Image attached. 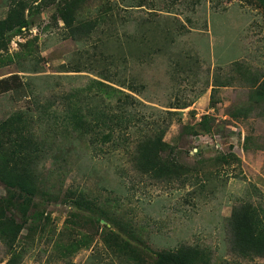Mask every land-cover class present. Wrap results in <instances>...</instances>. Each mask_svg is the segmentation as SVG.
<instances>
[{"label": "rangeland", "instance_id": "374dc122", "mask_svg": "<svg viewBox=\"0 0 264 264\" xmlns=\"http://www.w3.org/2000/svg\"><path fill=\"white\" fill-rule=\"evenodd\" d=\"M71 1L77 20L97 24L79 40L60 18ZM258 2L0 0L13 57L0 67V120L22 112L43 149L38 193L16 215L17 264H155L183 244L199 247L195 264H264L232 251L228 225L234 206H264V101L250 97L252 77L264 76ZM91 78L125 92L82 95L83 108L114 117L109 139V128L81 137L67 125L71 93ZM160 128L174 169L154 177L136 146ZM69 191H82L91 210L68 203ZM84 234L87 245L63 251ZM10 253L0 239V264Z\"/></svg>", "mask_w": 264, "mask_h": 264}, {"label": "trees", "instance_id": "16d2710c", "mask_svg": "<svg viewBox=\"0 0 264 264\" xmlns=\"http://www.w3.org/2000/svg\"><path fill=\"white\" fill-rule=\"evenodd\" d=\"M258 5L264 7V0H259ZM73 6V1L62 5L60 18L69 36L79 40L89 35L97 24L77 20L73 13ZM11 13L14 14V17H19V14L12 11ZM13 16L9 17L13 18ZM24 23L23 20H18L19 26ZM10 27L6 20L0 21V67L13 62V57L6 51V31ZM251 84V100L254 102L264 101V76L252 77ZM5 89V82L0 79V93ZM93 89H95L93 93L95 97L115 95L117 99H120V95H125L122 89L110 86L101 79L91 78L87 86L71 93L73 102L66 116L67 125L81 137L89 136L96 131L102 134L105 132V128H109V131L105 132L108 135L106 139H109L111 138V125L116 123L114 117H109L108 121L107 118H103V111L99 112L96 108L82 107V95L87 90L90 92ZM122 122L123 120H120L119 127ZM163 134L164 128H160L155 134L145 136L137 141L135 161L144 171L152 172L154 177L159 176L164 168L174 169L169 162L163 161L161 157L163 151L161 147H164L162 144ZM42 150L40 142L37 141L35 133L31 129L30 122L22 112H14L7 118L0 120V180L8 187L7 194L0 195V239L11 252L7 264H17L21 257V254L16 252L13 246L24 220L18 222L16 215L20 214V217H23L32 199L38 193L39 177L35 167L38 159L43 155ZM64 198H67L68 203H72L75 207L83 210L89 211L94 205L93 201L86 198L82 191H69L64 195ZM69 221L74 223L72 220ZM228 225L232 251L240 255L250 253L264 255V206L248 201L234 206L228 218ZM84 236L86 237L85 234ZM87 243L88 237L82 239L81 243L75 245L72 243L62 246V248L66 254H71L81 245H87ZM200 259L199 247L183 244L176 249L159 251L155 264H195Z\"/></svg>", "mask_w": 264, "mask_h": 264}]
</instances>
